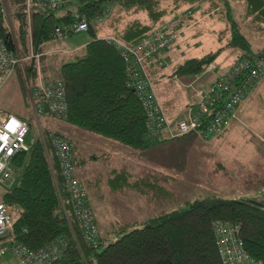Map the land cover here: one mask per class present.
Returning <instances> with one entry per match:
<instances>
[{"label":"trees","instance_id":"trees-1","mask_svg":"<svg viewBox=\"0 0 264 264\" xmlns=\"http://www.w3.org/2000/svg\"><path fill=\"white\" fill-rule=\"evenodd\" d=\"M200 1L205 0H74L58 9L63 10L60 15L58 10L49 7H34L29 18L26 0H18L11 18L7 11L0 9V40L24 57L20 78L32 102L26 78L30 85L36 83L38 60L28 57L31 51L38 53L43 43L61 38L56 36L57 27L65 30L64 36L75 33L66 28L77 21V14L84 17L93 37L82 54L61 65L56 78L63 80L67 87L69 112L65 120L128 146L146 149L158 142H150L146 137V109L129 85L125 60L109 37L135 43L157 27L166 15L177 16L183 6ZM208 1L211 10L222 4L229 6V0ZM244 2L248 13L264 22V0ZM225 10L231 22L226 44L253 58L264 59V48L255 51L229 9ZM101 20H105L104 24L98 26ZM102 28L109 35L101 32L99 35ZM220 52L218 48L188 57L175 73L199 75L216 61ZM51 133L54 132L43 130L29 155L22 152L13 158L14 165L22 167L21 177L13 189L4 192L1 201L17 209L14 233L29 248L38 249L59 237L67 240V247L52 264H225L215 230L219 220L239 226L244 247L255 261L234 264H264V206L251 197L207 194L185 200L181 208L117 222L112 228H106L105 234L95 215L98 237L89 241L73 213L68 193L63 191L64 179L50 143ZM76 150L77 143L75 154ZM159 180L152 175L132 179L128 169L122 168L113 171L109 184L113 190L134 189L153 200L172 198L174 194L160 185ZM112 232L121 236L109 242L105 235Z\"/></svg>","mask_w":264,"mask_h":264},{"label":"rangeland","instance_id":"rangeland-1","mask_svg":"<svg viewBox=\"0 0 264 264\" xmlns=\"http://www.w3.org/2000/svg\"><path fill=\"white\" fill-rule=\"evenodd\" d=\"M2 2L8 17L11 18L18 0ZM209 2L205 0L185 5L177 16L166 15L160 22L182 18L179 20V35L168 51L171 65L158 70L154 77L157 96L166 111L171 114L179 116L186 112L195 94L203 89L202 85L213 74L209 70L199 75L175 73L186 58L201 56L221 48L216 61L212 63L225 68L217 74L218 76L231 67L235 60L247 55L241 49L226 44L227 36H230L231 22L225 8L229 9L240 29L252 42V48L255 51L264 48V22L259 21L254 14L248 13L244 0H229V6L222 4L212 10L209 8ZM57 13L60 15L63 10H58ZM104 21L101 20L98 26H102ZM92 37L89 31L75 32L61 38H53V42L61 48L75 49L84 46L88 38ZM83 52L84 50L77 53L80 55ZM71 53L61 51V54L68 55L64 59L68 61L77 58V53ZM62 64L63 62L55 63L56 69L53 66V72L60 74L59 67ZM20 68L24 71V65L16 67L8 77L1 76L0 73V101L5 99L8 111L28 121L30 132L27 142L31 148L43 130L63 134L77 143L76 167L87 188L90 203L103 234L106 228H112L117 222L142 219L162 210L181 208L185 200H194L207 194L251 197L264 206V78L260 85L258 84L259 87H255L254 93L249 95L250 99H246L241 105L236 118L229 126L231 128L218 136L208 140L191 132L155 143L146 149H137L96 132L75 127L64 119L37 114L34 104L23 90ZM39 75L38 61V77ZM26 83L30 84L27 78ZM36 84L37 81L30 86ZM240 114L242 116L239 119ZM29 153L30 151L28 155ZM122 168L128 169L132 179L145 175L158 176L159 184L169 189L174 194L173 197L169 196V199L160 201L134 189L113 190L109 177L114 170ZM15 171L20 179L22 167L16 166ZM5 191L6 189L0 186V203ZM133 228L135 226L128 230ZM105 236L107 241L111 242L121 235L112 232ZM0 264L20 262L12 252H8L0 257Z\"/></svg>","mask_w":264,"mask_h":264},{"label":"built area","instance_id":"built-area-1","mask_svg":"<svg viewBox=\"0 0 264 264\" xmlns=\"http://www.w3.org/2000/svg\"><path fill=\"white\" fill-rule=\"evenodd\" d=\"M71 1L74 0H26V10L30 18L34 7L58 10ZM0 9L5 10L2 0ZM179 20L182 18L160 23L135 43L109 37L125 60L129 85L136 90L146 109V137L150 142H163L191 132L208 140L218 136L229 128L243 102L264 78L263 58L241 56L204 90L197 92L184 116L171 119L157 96L154 77L158 70L171 65L168 51L179 35ZM66 29L75 32L88 31L89 23L77 14V21ZM64 31L57 27L56 36L63 37ZM39 56V53L31 51L28 57L37 59ZM24 60L19 51L10 50L0 40V72L8 77L16 67L24 65ZM211 68L212 65L209 66V69ZM27 86L37 114L67 119L69 106L67 87L63 80L43 81L40 77L36 85ZM29 132L30 125L25 118L14 114H0V186L7 191L13 189L19 181L13 158L32 149L27 142ZM50 143L64 179L63 191L67 192L71 199L78 224L85 237L89 241H95L98 237L95 213L87 188L76 167L75 142L63 134L54 132L50 135ZM17 216L18 211L13 205L0 203V257L12 252L20 264H52L67 247V240L59 237L38 249H31L16 239L14 224ZM238 227L229 221L219 220L215 223L222 259L225 264L255 263L246 251L244 241L237 235Z\"/></svg>","mask_w":264,"mask_h":264},{"label":"crops","instance_id":"crops-1","mask_svg":"<svg viewBox=\"0 0 264 264\" xmlns=\"http://www.w3.org/2000/svg\"><path fill=\"white\" fill-rule=\"evenodd\" d=\"M102 30H105V29H101L99 31V35H100V32H102ZM83 32V31H81ZM110 32H107V31H103L102 35H109ZM54 39H57V38H54ZM91 40V38H88V40L86 41V43L81 46H78L77 48L75 49H65V48H61L60 46H57V43L56 42H53V39L43 43L39 50H38V53L40 54L39 58H37V60L39 61V66H40V75L39 77L37 78V81L39 80V78L41 77V79L43 81H49V80H54L56 78H59V73H54L53 72V66L54 68L56 69V66L54 65L55 63H59V62H67L68 60H64L68 57V55H64V54H61V51H64V52H72L71 54H76L78 51H82L83 48L85 47V45ZM60 47V48H59ZM75 52V53H74ZM171 54V53H170ZM70 55V54H69ZM78 55V53H77ZM213 65V68L211 69H207L209 70L210 72L212 71L213 74L211 76V78H209L203 85V89H205L204 87L207 85H209L213 80L214 78H216L217 74L221 71H223L225 68L222 67H218V64L217 63H214L212 64ZM61 67H59V70H60ZM57 69H58V65H57ZM161 72V71H160ZM206 72V71H205ZM203 74V73H202ZM11 75V74H10ZM9 75V76H10ZM262 82V81H261ZM260 82V83H261ZM259 83V85H260ZM259 85L256 87L258 88ZM202 89V90H203ZM200 90V89H198ZM256 90V89H255ZM254 90V91H255ZM197 92V91H196ZM258 92V91H257ZM254 93V92H253ZM252 93V94H253ZM196 96V94H195ZM194 96V98H195ZM193 99V98H192ZM250 99V97L247 98L246 101H248ZM245 101V102H246ZM190 104V103H189ZM188 104V105H189ZM188 108V107H187ZM186 108V110H187ZM166 111V109H165ZM168 112V110L166 111V113ZM185 111L182 112V114H180L179 116L177 114H171L170 112H168V116L171 117V118H179V117H182L185 115ZM0 114H14V115H17L15 114L14 112L12 111H8L7 110V104H6V101L5 99H1L0 101ZM17 116H20V115H17ZM241 114L239 115V119L241 118ZM21 117V116H20ZM46 117V115H45ZM23 118V117H22ZM231 128V127H230ZM229 128V129H230ZM78 154V147H77V150H76V156ZM76 161H77V158H76ZM92 206V205H91Z\"/></svg>","mask_w":264,"mask_h":264},{"label":"bare ground","instance_id":"bare-ground-1","mask_svg":"<svg viewBox=\"0 0 264 264\" xmlns=\"http://www.w3.org/2000/svg\"><path fill=\"white\" fill-rule=\"evenodd\" d=\"M232 224H233V223H232ZM233 225H235V224H233ZM235 226H236V225H235ZM237 235H238L239 237H241V236L239 235V227H238ZM218 246H219V244H218ZM219 249H220V247H219ZM220 255H221V257H222L221 252H220ZM233 264H234V263H233Z\"/></svg>","mask_w":264,"mask_h":264}]
</instances>
